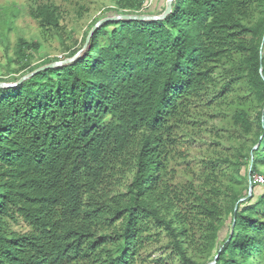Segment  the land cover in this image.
<instances>
[{
	"label": "trees",
	"instance_id": "trees-1",
	"mask_svg": "<svg viewBox=\"0 0 264 264\" xmlns=\"http://www.w3.org/2000/svg\"><path fill=\"white\" fill-rule=\"evenodd\" d=\"M110 1L115 15L156 14L147 0ZM29 15L58 31L55 4ZM35 47L20 37L14 59L28 61ZM233 52L237 74L223 87L244 78L259 107L250 174L263 190L238 203L237 155L227 160L223 204L216 194L197 207L210 249L229 217L213 264H264V0H174L163 20L108 21L72 62L0 88V264H135L156 228L183 264H200L187 255L185 215L167 216L168 147L215 64ZM233 122L252 131L244 109ZM20 221L27 230L12 228Z\"/></svg>",
	"mask_w": 264,
	"mask_h": 264
},
{
	"label": "rangeland",
	"instance_id": "rangeland-1",
	"mask_svg": "<svg viewBox=\"0 0 264 264\" xmlns=\"http://www.w3.org/2000/svg\"><path fill=\"white\" fill-rule=\"evenodd\" d=\"M45 3L58 7L60 17L57 32L41 28L29 15L37 6ZM112 9L110 0H0V82L13 83L36 65L73 57L71 53L84 32L90 31V26L97 23L96 20L114 16ZM256 17L257 13L250 23ZM6 21L10 22V29ZM20 37L38 44V47L28 51V61L14 59L15 44ZM240 56L233 52L215 64L212 83L190 101L185 122L176 131V141L168 147L167 196L173 199L174 208L167 212V216H174L175 212L185 215L187 255L200 264L214 263L217 250L227 235L229 217L219 231L213 248L206 246L207 216L205 212L201 214V209L197 207L201 200L206 201L216 194L223 204L228 192L225 176L229 169L227 160L234 161L239 155L245 162L237 177L238 182L232 187L241 195L239 204L254 203L263 190L261 185L253 184L256 174H250L253 151L257 147L255 115L259 107L244 78L233 81L228 88L223 87L231 76L237 74L234 64ZM242 109L252 121L251 132H245L233 122L234 113ZM259 171L264 172V167L259 166ZM116 191L123 192V186ZM12 228L16 231L27 230L22 221L13 223ZM152 234L144 240L135 264H183L168 245L169 239L163 230L153 229Z\"/></svg>",
	"mask_w": 264,
	"mask_h": 264
},
{
	"label": "water",
	"instance_id": "water-1",
	"mask_svg": "<svg viewBox=\"0 0 264 264\" xmlns=\"http://www.w3.org/2000/svg\"><path fill=\"white\" fill-rule=\"evenodd\" d=\"M174 0H166L165 1V8L162 11V13L160 14H118V15H114L112 17H104L100 20L97 21V23H95L93 25V27L90 29V31L88 32V35L85 39V43L83 45V48L76 53L73 57L68 58V59H64L62 61H55V62H51L48 64H45L43 66L38 67L37 69L33 70L32 72L22 76L19 80L10 83V82H0V88H13L16 87L18 85H20L22 82H24L25 80L29 79L30 77H32L33 75L47 70V69H51V68H55L61 65H65L68 64L70 62H72L73 60H75L79 53L81 51H83L87 45L88 42L90 40V37L92 36V34L94 33V31L101 26L103 23L108 22V21H119V20H137V21H142V20H163L166 18V16L171 12L172 10V2ZM251 191V189H250Z\"/></svg>",
	"mask_w": 264,
	"mask_h": 264
},
{
	"label": "crops",
	"instance_id": "crops-1",
	"mask_svg": "<svg viewBox=\"0 0 264 264\" xmlns=\"http://www.w3.org/2000/svg\"><path fill=\"white\" fill-rule=\"evenodd\" d=\"M150 1V7L153 12L156 14L162 13L161 8H165V1L166 0H147Z\"/></svg>",
	"mask_w": 264,
	"mask_h": 264
},
{
	"label": "built area",
	"instance_id": "built-area-1",
	"mask_svg": "<svg viewBox=\"0 0 264 264\" xmlns=\"http://www.w3.org/2000/svg\"><path fill=\"white\" fill-rule=\"evenodd\" d=\"M150 6V1H147L146 5L144 8H147ZM254 182H257V183H263V178L262 177H258L257 175L254 176Z\"/></svg>",
	"mask_w": 264,
	"mask_h": 264
}]
</instances>
